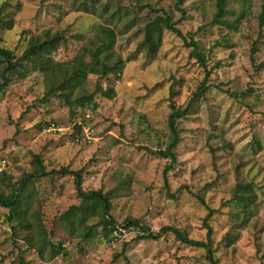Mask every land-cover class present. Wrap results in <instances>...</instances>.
<instances>
[{"label":"rangeland","instance_id":"1","mask_svg":"<svg viewBox=\"0 0 264 264\" xmlns=\"http://www.w3.org/2000/svg\"><path fill=\"white\" fill-rule=\"evenodd\" d=\"M176 5L0 0L1 47L17 57L32 37L50 32L60 37L53 58L72 61L103 25L115 29V57L125 64L120 75L89 76L86 89L97 94L90 107L70 108L46 97L45 75L34 67L12 75L0 90V162L6 161L0 192L11 194L23 180L28 200L19 222L9 221V210L0 207V264H20L21 258L28 264H210L206 249L183 244L173 232L206 242V222L218 264H264V0H227L221 22L216 0H184V14ZM160 9L187 42L199 44L206 67L169 31L156 54L142 47L145 27L162 15ZM107 89L115 90L114 99L103 97ZM198 93L179 120L172 164L155 154L169 144L171 104L185 108ZM49 123L65 132L44 134ZM75 174L84 192L110 194L114 233L99 219L73 233L70 225L79 219L63 216L82 202ZM245 190L254 198L248 218L242 203L233 202ZM128 221H139L158 238L141 239ZM59 244L64 252L56 256Z\"/></svg>","mask_w":264,"mask_h":264},{"label":"trees","instance_id":"2","mask_svg":"<svg viewBox=\"0 0 264 264\" xmlns=\"http://www.w3.org/2000/svg\"><path fill=\"white\" fill-rule=\"evenodd\" d=\"M216 1V20L220 21L226 15L227 0ZM183 2L184 0H177L176 5L182 14H184V10L180 6ZM91 5L92 9L98 8L95 3ZM104 12H107V6H105ZM159 12L162 13V15L156 16V18L151 20L145 27V37L142 47L147 50L150 55L156 54L161 47L164 32L169 31L183 39L185 43H188V46L193 48L192 57L196 58L204 67H206V58L202 54L199 44L195 42V40H191L190 43L187 42V37L184 36L177 27L178 24L173 18L163 9H160ZM2 21L3 19L0 17V26ZM260 24L262 26L264 25V10L260 16ZM239 25L240 19L236 21L235 26L232 29L237 30ZM92 35L93 36L88 45L81 48L74 59L69 62L56 61L52 56L53 52L58 49V43L60 41L58 34L48 32L44 37H32L27 49L20 57H17L9 50L3 49L0 42V90L9 86L12 75L28 70L29 67H34L45 75V82L48 85L46 97H57L70 108H85L95 105L94 100L97 94L94 92L90 93L86 89L89 76L95 75L98 76L99 80H105L112 74L120 75L125 64L120 57H115L114 49L117 37L115 29L110 26L101 25L94 30ZM261 37L262 35H260V38ZM257 45L258 42L254 43V47ZM255 54L256 50L254 48L253 55ZM260 67H264V65L261 64ZM205 91L206 83L203 85L201 94ZM102 95L107 99H114L116 97V92L114 89H107ZM200 96V93L196 94L194 100L190 101L185 108L178 107L174 103L171 104V114L168 119V129L170 134L169 144L166 150L155 153L157 156L169 159L172 164L176 162L175 150L181 140L178 128L179 120L187 117L193 103ZM81 126L82 125L76 124L74 130L76 129V131H80ZM46 174L45 171H42L40 175L45 176ZM75 176L77 191L82 202L79 206L71 207V209L63 216L66 219H71L72 217L79 219L78 225H75L74 222L70 225L73 233L78 234L80 232L79 226L86 224L90 219H99L100 223L104 225L105 230L110 234L114 233L117 228L115 221L110 214L112 209L110 194L94 191L84 192L82 190L81 175L75 174ZM23 188H25V184L22 180L11 194L5 195L0 192V207L9 210L10 215L8 219L11 222H19L27 214L26 203L28 200L23 196ZM246 191L247 190L236 193L233 202L235 204L242 203L245 208L242 214L248 218V209L252 203H254V198L251 197V193H247ZM126 223L129 229L132 228L133 230L140 231L139 236L141 239L158 238L157 235L144 228L139 221H128ZM206 225L208 229L206 242L195 241L179 230H173V232L178 241L183 244L206 249L208 253L207 258L210 264H218L211 250L212 228L207 222ZM13 230H15L14 227ZM166 231L168 230L166 229ZM91 235L92 233L90 231L89 233L84 234V237L90 238ZM52 248L55 250L56 246L52 245ZM62 252H64L63 244H59L58 251H55V254L57 256ZM20 264L28 263L21 258Z\"/></svg>","mask_w":264,"mask_h":264},{"label":"built area","instance_id":"3","mask_svg":"<svg viewBox=\"0 0 264 264\" xmlns=\"http://www.w3.org/2000/svg\"><path fill=\"white\" fill-rule=\"evenodd\" d=\"M79 125H82L81 122L78 123ZM85 131V129H83ZM64 129H61L59 126H57L54 123H50L49 125H47L44 129H43V133L46 134H55V133H64ZM67 133V132H66ZM80 138L77 136L76 141L79 142ZM6 161L4 160L3 162H0V174H2L5 171L6 165H5ZM133 230V229H132Z\"/></svg>","mask_w":264,"mask_h":264}]
</instances>
